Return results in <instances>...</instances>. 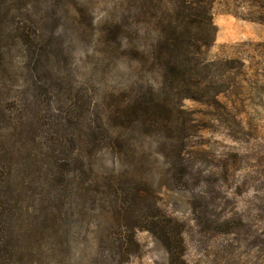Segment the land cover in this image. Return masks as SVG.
<instances>
[{"label":"rangeland","instance_id":"obj_1","mask_svg":"<svg viewBox=\"0 0 264 264\" xmlns=\"http://www.w3.org/2000/svg\"><path fill=\"white\" fill-rule=\"evenodd\" d=\"M170 4L0 0V229L22 246L19 264H112L128 224L116 209L126 217L137 192L148 218L129 219L136 243L123 264H169L163 228L139 229L153 216L180 235L187 264H264V0L196 4L216 28L201 57L238 62L216 99L172 93L175 118L157 95ZM157 113L179 130L153 125ZM62 158L65 175L48 168Z\"/></svg>","mask_w":264,"mask_h":264},{"label":"trees","instance_id":"obj_2","mask_svg":"<svg viewBox=\"0 0 264 264\" xmlns=\"http://www.w3.org/2000/svg\"><path fill=\"white\" fill-rule=\"evenodd\" d=\"M206 0H171L170 10L175 13V18L170 20H160L158 30V47L159 51L156 55V60L160 65V69L162 71L161 79L163 80V88L157 94L158 97L163 99V104L160 105L163 108H167V112L171 115V117L175 118V108L169 109V97L173 93V96L179 100L185 99H194V100H201L207 99L209 97L217 98L221 94L231 90L232 84L227 80V73L238 61L236 60H229L222 62L221 60L210 61L208 59L201 57V52L204 47H208L214 41L216 35V28L213 24V19L210 9L206 7H199L197 8L198 2H205ZM201 6V5H200ZM209 34V40H205V35ZM204 37V38H202ZM157 52V51H156ZM212 71H215L217 74H213ZM211 73V74H210ZM214 75V76H212ZM217 75V76H216ZM153 97H155V93L152 92ZM156 95V96H157ZM179 97V98H178ZM166 99L167 103H166ZM147 100V97H146ZM142 102L143 104H146ZM148 102V101H147ZM153 107H150L149 110L151 111ZM146 109V107L144 108ZM148 111V109H147ZM163 112H160V114ZM151 116V114H150ZM158 119L157 122H153L152 124H162L165 122L166 127V134L169 133L171 135L173 131H178L179 128L176 126L168 127L169 121L172 119L162 120L156 115ZM6 120V109L0 102V122H4ZM143 120V119H142ZM168 121V122H167ZM146 123V122H144ZM167 123V124H166ZM175 123L174 125H176ZM153 125L148 127L147 133L153 130ZM172 137V136H171ZM115 141V140H114ZM168 147L167 144H164V150ZM172 149V147H171ZM0 151H3L0 149ZM173 151V149H172ZM174 152V151H173ZM4 159L8 162L9 158L6 156L5 152H0V164ZM72 160V159H71ZM77 160V159H76ZM69 162V161H68ZM62 163V164H61ZM66 159L62 158L60 163L58 164V159L53 161L48 165V168L59 167L60 173L65 175L64 169ZM79 163V162H78ZM4 164V163H3ZM81 165L76 164L74 170H79L76 172V176H74L75 181L81 180L83 175H85L84 170H80L79 168ZM1 168V166H0ZM62 169V170H61ZM53 171L50 170L47 172L48 174L52 173ZM77 178V180H76ZM73 180V179H72ZM68 182L70 180L68 179ZM50 184V183H49ZM110 188H114L112 184ZM109 188V189H110ZM132 188L127 192V189L123 192H118V197L121 200V196H129L132 194ZM111 190V189H110ZM137 191L134 189V192ZM122 196V197H123ZM89 198V194H88ZM135 202L132 200L131 203H127L126 208V217H121L122 208L121 210L116 209L118 212V221L119 224L122 223V220L128 221V224L121 225L122 231L119 235H121L120 241L117 242V248L112 250V254L110 256V262L112 264H123L125 261L121 259L122 256H128L130 251H132L134 244L136 243L135 240V231L136 228L131 224V221L137 219H144L148 218L145 215V209L142 208L143 206H137L140 204V200H144L143 193L140 192L135 194ZM118 206L120 205V201L118 198ZM115 200V201H116ZM122 201V200H121ZM45 200L42 199V204L44 205ZM115 203V202H114ZM137 205H136V204ZM4 206V198L0 195V223L3 221L5 217V211L2 212ZM129 210V211H128ZM121 211V212H120ZM44 214L43 211L41 215ZM141 214V215H140ZM54 214L44 216L46 222L52 220ZM130 216V217H129ZM155 216L149 220L150 228L145 226L144 228L139 229H147L150 230L152 227L151 225H156L157 229L163 228L162 231L168 243V253H169V264H187L185 261V253L184 247L182 246V241L179 236H172L169 233H174L171 229L170 225L156 221ZM174 222L172 220H169ZM130 222V223H129ZM1 226V225H0ZM155 232V228H152ZM156 233V232H155ZM5 237L3 236V229H0V264H19L22 262H17L19 260V256L22 253V246L16 241L13 242V245L10 246L8 242H5ZM128 259V258H127Z\"/></svg>","mask_w":264,"mask_h":264}]
</instances>
